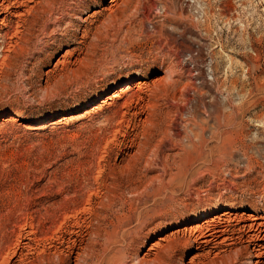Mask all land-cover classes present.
Here are the masks:
<instances>
[{
    "label": "rangeland",
    "instance_id": "1",
    "mask_svg": "<svg viewBox=\"0 0 264 264\" xmlns=\"http://www.w3.org/2000/svg\"><path fill=\"white\" fill-rule=\"evenodd\" d=\"M112 2L67 0L29 54L0 15V264H264V239L162 242L264 213V0Z\"/></svg>",
    "mask_w": 264,
    "mask_h": 264
},
{
    "label": "bare ground",
    "instance_id": "2",
    "mask_svg": "<svg viewBox=\"0 0 264 264\" xmlns=\"http://www.w3.org/2000/svg\"><path fill=\"white\" fill-rule=\"evenodd\" d=\"M66 1L67 0H16L11 2L9 0H3L2 4H0V15L1 16L5 15L6 22L8 21L7 19L9 16H11L12 19H15V20H9L12 23V26L13 25L15 26V32L10 38L11 47L15 51L18 50L22 54H29L31 47L30 44L32 42L33 37L35 36L34 32L38 28L41 29L42 36L43 35L46 36L49 32V28L51 24L50 18H52L54 15L59 16L55 18L57 22L55 28L57 27L58 29V27H60L59 24L63 20V17L65 15L67 16V13L72 9L70 8V4L65 5ZM117 2L118 0H113L110 8ZM31 4H34L36 8L30 7ZM19 9H24L25 10L24 13H21ZM5 25L7 28L9 27L8 24ZM52 33L54 34V32H51L49 34ZM127 90H120V92L126 95L128 92ZM116 93L118 92L113 93L112 96L108 99L118 98L119 96ZM231 117L232 116L230 115H225L224 117H222L224 127H231V125L235 124L234 118ZM189 140H191V138H189ZM193 147H195L194 149H196L197 146L194 145ZM162 172L164 177L166 175H169L171 177L167 167H164ZM165 186H166L165 181H161V186L159 187V189L153 192L152 196L157 198V196L160 194V192L163 191ZM138 197H137V202L140 204L143 202L144 198L142 197L138 198ZM205 209L206 211H204L202 214H199L194 219L181 218L180 219L181 221L178 222L181 223L183 221L182 224H180L181 227L188 226L191 223H196L195 227L190 229L184 228L177 230L171 235L165 237L162 240V242H166L167 244H170L172 241L181 239V237H183V238H188L189 241L200 240L202 241L201 243L205 247L213 246L215 248V246L217 245H221L222 247L233 246L236 244V242L242 241V239H244L245 237L247 238V240L251 242L252 241L257 242L264 239V222H263L264 213L262 216H259L257 212H252V214H243L242 216L240 214L235 215L231 212H225L222 215H215L216 213H218L219 208L215 209V207L214 208L211 207ZM223 209L227 210L224 207ZM230 209L236 211V208L231 207ZM131 213H133V211ZM137 216H138L137 223L138 225H140L143 221L141 212L140 213L138 212ZM247 216L248 218H245ZM133 217H134L133 215L132 216L129 215L117 219L118 224L115 226V232L117 237L114 242H111V240L107 238L109 243L107 242L104 243V247L111 246L113 243H116L117 240L121 241L122 244H125L128 243L129 239L131 240V242L130 244H128V249L135 246L137 237L131 236L127 232L122 231L123 228L125 227L124 225L132 221ZM174 219H178V218H174ZM163 220H165V218H163ZM178 223L177 226H179ZM230 233L232 234L234 233L237 236L235 238H234L235 235L233 237L231 236L229 237ZM96 236L98 237L97 234ZM225 236H228L229 238H226L222 242H219ZM159 239L161 240V238ZM153 247H156L157 250L164 249V246L161 245L160 242L154 244ZM256 247H259L260 250L263 251V253H261L260 256L264 257V247L260 245H256Z\"/></svg>",
    "mask_w": 264,
    "mask_h": 264
}]
</instances>
